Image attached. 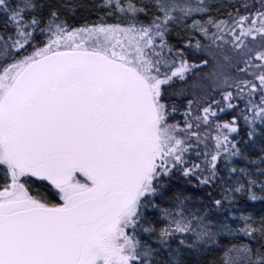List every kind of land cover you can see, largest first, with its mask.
<instances>
[{
    "label": "snow or ice",
    "instance_id": "1",
    "mask_svg": "<svg viewBox=\"0 0 264 264\" xmlns=\"http://www.w3.org/2000/svg\"><path fill=\"white\" fill-rule=\"evenodd\" d=\"M0 264H264V0H0Z\"/></svg>",
    "mask_w": 264,
    "mask_h": 264
},
{
    "label": "rangeland",
    "instance_id": "2",
    "mask_svg": "<svg viewBox=\"0 0 264 264\" xmlns=\"http://www.w3.org/2000/svg\"><path fill=\"white\" fill-rule=\"evenodd\" d=\"M260 209H261V206L260 205H255V210L256 211H260Z\"/></svg>",
    "mask_w": 264,
    "mask_h": 264
},
{
    "label": "trees",
    "instance_id": "3",
    "mask_svg": "<svg viewBox=\"0 0 264 264\" xmlns=\"http://www.w3.org/2000/svg\"><path fill=\"white\" fill-rule=\"evenodd\" d=\"M75 26V25H74ZM207 69H204V71H206ZM256 205H259L258 203Z\"/></svg>",
    "mask_w": 264,
    "mask_h": 264
}]
</instances>
